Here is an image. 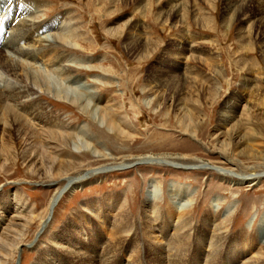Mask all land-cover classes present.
Segmentation results:
<instances>
[{
  "label": "rangeland",
  "instance_id": "obj_1",
  "mask_svg": "<svg viewBox=\"0 0 264 264\" xmlns=\"http://www.w3.org/2000/svg\"><path fill=\"white\" fill-rule=\"evenodd\" d=\"M248 1L233 5L234 0H17L23 19L37 16L39 25L31 33L40 28L44 32L47 24H57L55 19L61 17L70 22L60 27L69 25L68 34L80 36L78 46L71 41L59 50L61 55L54 53L55 61L71 67L79 81L72 84V77L61 82L53 75L54 81L71 90L66 91L68 98L37 91L48 118L59 117L73 128L76 138L59 152L58 160L68 157L77 166L68 176H52L45 155L40 158L44 149L34 150L35 157L40 155L36 160L23 145L0 132V234L10 230L7 243L15 246L0 253V260L7 255L5 264H35L49 249L60 253L54 240L67 231L86 239L90 230L102 239L96 248L104 247L110 226L101 220L111 219L113 212H107L119 199L127 205L130 224L139 235L143 203L154 200L164 211L176 203L170 196L175 188L189 194L182 205L196 225L215 213L229 221L228 234L262 227L264 0ZM13 8L0 0V41L18 45L26 33L2 37L8 32L3 18ZM172 9L179 10L181 17L176 24ZM37 60V68L47 72L46 62ZM82 85L89 92L84 102L71 103L78 96L73 90L80 92L77 87ZM97 107L112 111L126 135L109 130ZM43 124L34 125L43 131ZM5 142L10 147H2ZM151 154L199 158L204 167L133 162ZM252 168L263 172L253 186L230 183L219 175H244ZM92 173L76 189L64 191L69 180ZM55 193L59 198L49 215L46 207ZM14 196L23 203L21 213L9 211L15 207ZM86 202L103 212L99 218L84 208ZM258 236L264 238L261 230ZM141 240L135 244L143 245ZM133 244L122 246L118 254L122 264L127 258L122 251ZM45 263L40 259L39 264Z\"/></svg>",
  "mask_w": 264,
  "mask_h": 264
},
{
  "label": "bare ground",
  "instance_id": "obj_2",
  "mask_svg": "<svg viewBox=\"0 0 264 264\" xmlns=\"http://www.w3.org/2000/svg\"><path fill=\"white\" fill-rule=\"evenodd\" d=\"M6 1L7 5L11 3L14 5V8L9 11L7 14L8 16L3 18L6 20V22L3 23V27L5 25L8 32H3L2 37L9 38L10 36L12 37V35L18 36L21 33H26V36L18 42V45L15 42L7 44V39L0 41V132H5L6 136L10 138V142L13 143V141H16L20 145H23L25 151H27L26 154L28 153L36 158V160H38L40 155L35 157L36 152L34 150L37 149V147L44 149L45 152L42 151L43 154L40 158L44 159L45 155V159L49 162L50 174L55 177H60L68 173V171L75 169L77 166L71 163V160H67L68 157L62 158L60 161L58 160L59 152L64 151L65 146L73 141L76 136L72 135L73 128H69L67 121L65 122V120L59 117L48 118V111L46 107H44L45 105L40 104L37 98V91L40 94H49L52 92L56 97H60L59 99L68 98L69 95H67V92L69 89L66 88L69 87H65L61 82H67L72 77L74 78L72 84H75L76 81L78 83L79 81L71 74L73 71L71 67L67 66L62 61H55L54 53L56 52L55 54H57L60 53L62 49L65 50V45L71 41L78 46L75 42L80 36L75 33L68 34L67 26L69 27V25L66 24L70 22V20L67 19L65 22L61 17L55 19L57 24H55V22L51 23V26L47 24V30L44 29V32L38 27L40 30L37 33H31V30L33 31L34 28L39 25V23L36 22L37 16L23 19L22 15L18 12L19 5L16 3L17 0ZM239 1L243 4L246 3V0H234L233 5ZM24 6L30 8L33 4H24L23 7ZM258 10L260 11V9ZM171 14L175 20V24L180 21V19L178 20L180 17L179 10L172 9ZM262 15L263 14H261V16ZM256 20L258 19L256 18ZM64 23H66L65 26L61 28L60 25ZM40 34L43 35L41 36ZM20 43H24L25 46L20 45ZM61 57L65 58L63 55ZM38 58L46 62L44 67L47 72L40 71L38 69L39 67L37 68ZM63 61L69 62L66 58L63 59ZM53 75L61 82L59 80L54 81ZM77 89H81V91L77 92L73 90L78 96L77 100H75L76 102L70 98L71 103L74 102L78 104L79 102V104H82L85 100L83 99L84 96L89 92L83 85L82 87H77ZM86 103H84V110L88 109V104L86 105ZM96 109L100 110L101 119L105 121L109 130L115 134L126 135L121 126L117 124L112 115V111H108L106 107L104 109L97 107ZM35 123H44L43 125L45 126L43 127L45 130L39 131L36 129ZM9 144L5 142L2 144V147H10ZM133 162L150 164L156 162L165 165L170 163L175 167H204L201 166L204 161L199 158L197 160H192L183 155L171 154H151L144 156V158H136ZM128 165L129 164H124L122 167ZM53 169H56V172L52 171ZM249 171L248 174L244 175L235 174L236 176H234L223 172H220L219 175L224 179H229L228 181L230 183L234 182L240 185L244 184L245 186L256 185L261 179V174L263 172L257 173L256 168H252ZM91 175H93V173L90 175H80L74 180H69L64 187V191L68 188H70V190L76 189L85 182L86 179L91 177ZM57 194H53V197L46 207V212L49 213V215L52 206L59 198L56 196ZM154 195L153 192L152 196ZM170 196L174 199L176 198V203L168 204L164 211L156 206L154 200L147 199L146 202L143 203V227L139 235L133 229L134 225L130 224V215L126 208L127 205L125 206V202L119 199L111 205L110 208H114L113 211L107 210L109 211L107 212L109 215H111L110 212H113L111 219L108 220L109 216H105L104 219L101 218V224L108 227L110 226V234L108 239H105L103 243L104 247H101V250L96 248L99 246L98 243L101 244L102 242L99 235L94 237L91 231L88 230V237H86V239H81L77 233L76 236L72 237L71 232L67 231L64 234L65 237L62 235L59 239H53L54 242H56L54 245L58 247L60 253L54 254L53 250L49 249L46 253L41 255L42 257H38L39 259L35 264H39L40 259L46 261L45 264H71L72 261L73 264H122L118 254L121 252L125 242H128L130 245L134 243L129 251H122V255H124V257L127 256L125 260L126 264H148L146 263V259H148L149 264H188L189 261H191V264H264V238L258 236V231L260 230L264 235V218L262 219V227L256 232L254 230L250 231L245 229L238 233L228 234L226 223L229 221L221 215L209 213L202 218L201 223H198L199 225L194 224L190 220L185 212L187 207H185V204L182 205V203L189 198V194L185 189L180 191L178 188H175L172 190ZM12 198L15 202V207L9 208V211L12 209L14 213H21L20 206L23 203L20 204V198L16 196ZM83 206H85L84 208H86V210H91V212L89 211L90 215L94 218H99L100 214L103 213L98 209V211L95 210L96 206H93L92 202H86ZM88 206H91L92 209L91 207L88 208ZM9 211H7V213H9ZM97 212L99 214H97ZM1 219L0 217V221ZM5 232L3 231L0 234V236L4 234V236L0 237V253L5 251V249L11 251L14 249L13 247H15L12 243H7L9 238L8 232H10V230H5ZM138 238L142 239L143 245L135 244ZM72 239H76V242L72 241ZM86 240L91 241V244H87L85 242ZM16 246L15 253H17L20 247L18 244H16ZM98 250H100V253L97 252ZM6 257L7 255L2 256L4 259H2L3 261L0 260V264H5L7 260ZM64 258L65 260H63Z\"/></svg>",
  "mask_w": 264,
  "mask_h": 264
}]
</instances>
